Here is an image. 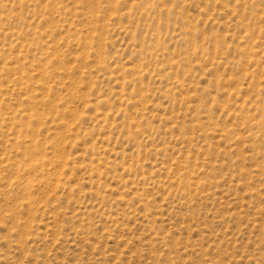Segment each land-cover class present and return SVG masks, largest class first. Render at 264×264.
<instances>
[{
    "label": "rangeland",
    "instance_id": "obj_1",
    "mask_svg": "<svg viewBox=\"0 0 264 264\" xmlns=\"http://www.w3.org/2000/svg\"><path fill=\"white\" fill-rule=\"evenodd\" d=\"M0 264H264V0H0Z\"/></svg>",
    "mask_w": 264,
    "mask_h": 264
}]
</instances>
